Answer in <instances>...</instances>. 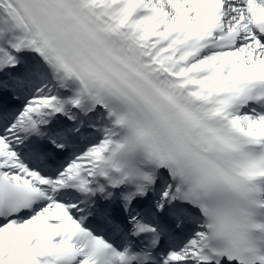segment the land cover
Masks as SVG:
<instances>
[{
	"label": "snow or ice",
	"instance_id": "1",
	"mask_svg": "<svg viewBox=\"0 0 264 264\" xmlns=\"http://www.w3.org/2000/svg\"><path fill=\"white\" fill-rule=\"evenodd\" d=\"M0 264H264V0H0Z\"/></svg>",
	"mask_w": 264,
	"mask_h": 264
}]
</instances>
